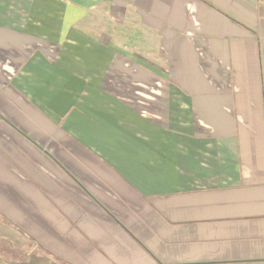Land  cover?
<instances>
[{
  "label": "crops",
  "instance_id": "1",
  "mask_svg": "<svg viewBox=\"0 0 264 264\" xmlns=\"http://www.w3.org/2000/svg\"><path fill=\"white\" fill-rule=\"evenodd\" d=\"M264 264V0H0V257Z\"/></svg>",
  "mask_w": 264,
  "mask_h": 264
},
{
  "label": "trees",
  "instance_id": "2",
  "mask_svg": "<svg viewBox=\"0 0 264 264\" xmlns=\"http://www.w3.org/2000/svg\"><path fill=\"white\" fill-rule=\"evenodd\" d=\"M0 264H11L3 260L0 257ZM22 264H61L59 262H52L50 258L38 256L36 254L31 255L26 262Z\"/></svg>",
  "mask_w": 264,
  "mask_h": 264
}]
</instances>
